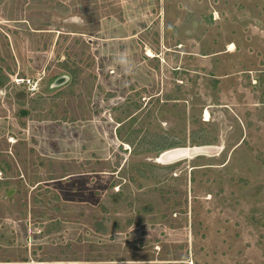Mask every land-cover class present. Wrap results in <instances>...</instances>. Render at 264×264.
<instances>
[{
  "label": "rangeland",
  "instance_id": "rangeland-1",
  "mask_svg": "<svg viewBox=\"0 0 264 264\" xmlns=\"http://www.w3.org/2000/svg\"><path fill=\"white\" fill-rule=\"evenodd\" d=\"M0 264H264V0H0Z\"/></svg>",
  "mask_w": 264,
  "mask_h": 264
},
{
  "label": "water",
  "instance_id": "water-1",
  "mask_svg": "<svg viewBox=\"0 0 264 264\" xmlns=\"http://www.w3.org/2000/svg\"><path fill=\"white\" fill-rule=\"evenodd\" d=\"M63 81V80H62ZM209 148H178L165 152L161 155L160 160L162 162H174L178 159L192 157L198 154H205L209 152ZM14 191H9L8 196H11Z\"/></svg>",
  "mask_w": 264,
  "mask_h": 264
},
{
  "label": "bare ground",
  "instance_id": "bare-ground-1",
  "mask_svg": "<svg viewBox=\"0 0 264 264\" xmlns=\"http://www.w3.org/2000/svg\"><path fill=\"white\" fill-rule=\"evenodd\" d=\"M148 55L149 56H153L152 54H151V52H148ZM205 118L208 120V118H209V112L208 111H206V113H205Z\"/></svg>",
  "mask_w": 264,
  "mask_h": 264
},
{
  "label": "trees",
  "instance_id": "trees-1",
  "mask_svg": "<svg viewBox=\"0 0 264 264\" xmlns=\"http://www.w3.org/2000/svg\"><path fill=\"white\" fill-rule=\"evenodd\" d=\"M176 144H172V145H170V147H173V146H175Z\"/></svg>",
  "mask_w": 264,
  "mask_h": 264
}]
</instances>
